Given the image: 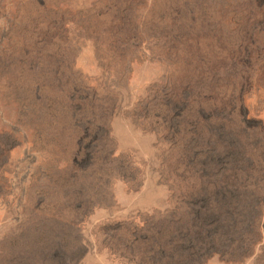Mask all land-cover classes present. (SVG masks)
<instances>
[{
    "label": "rangeland",
    "instance_id": "rangeland-1",
    "mask_svg": "<svg viewBox=\"0 0 264 264\" xmlns=\"http://www.w3.org/2000/svg\"><path fill=\"white\" fill-rule=\"evenodd\" d=\"M0 264H264V0H0Z\"/></svg>",
    "mask_w": 264,
    "mask_h": 264
}]
</instances>
